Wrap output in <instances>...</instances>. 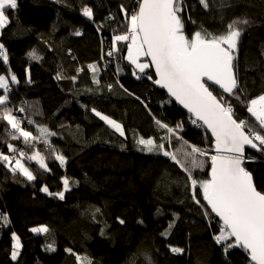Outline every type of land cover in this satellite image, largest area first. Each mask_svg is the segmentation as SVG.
Returning a JSON list of instances; mask_svg holds the SVG:
<instances>
[{
  "label": "trees",
  "instance_id": "1",
  "mask_svg": "<svg viewBox=\"0 0 264 264\" xmlns=\"http://www.w3.org/2000/svg\"><path fill=\"white\" fill-rule=\"evenodd\" d=\"M208 2L205 9L199 0H185L186 34L201 26L219 34L231 21L247 19V25H239L243 31L237 76L248 97L264 93V0ZM121 5L131 10L136 0H17L16 8L5 12L9 20L0 30V44L9 59L3 64L0 58V74H14L19 81L9 84L7 107L34 135L40 125L56 133L49 140L67 162L62 167L42 142L29 148L22 138L12 140L10 127L0 120V152L13 155L9 143L28 155L40 151L50 169L41 171L23 159L37 177L28 181L0 161V214L7 217L5 222L0 216V264H84L77 256L91 264H251L242 248L225 251L215 241L222 223L203 207L202 196H197L199 205L192 199L185 186L187 174L162 152H148L137 143L139 137L153 138L175 151L182 142L173 137L169 147L168 140L161 139L166 130L155 121L170 127L181 124L179 136L208 151L203 170L193 173L208 178L210 156L215 154L209 133L154 85L152 69L145 74L136 70L146 79L133 75L125 43L117 45L120 50L113 56L107 55L112 37L126 23ZM84 7L92 8V19L83 15ZM77 30L81 35L74 34ZM33 50L40 59L29 56ZM90 64L99 69V84L93 83ZM58 73L64 78L57 79ZM210 90L230 99L213 86ZM233 102L237 115L248 118L245 108ZM20 107L25 111H17ZM93 108L121 123L125 136L101 121ZM28 119L35 123L28 124ZM246 151L251 159L245 167L258 191L264 192V152ZM65 177L69 189L63 200L41 191L45 185L52 193L64 191ZM40 226L49 231H31ZM13 233L22 247L15 260ZM174 247L183 251L174 253Z\"/></svg>",
  "mask_w": 264,
  "mask_h": 264
},
{
  "label": "snow or ice",
  "instance_id": "2",
  "mask_svg": "<svg viewBox=\"0 0 264 264\" xmlns=\"http://www.w3.org/2000/svg\"><path fill=\"white\" fill-rule=\"evenodd\" d=\"M199 3L205 9L209 8L208 0H199ZM16 6L17 0H0V29L4 28L9 20L5 12L9 8L15 9ZM186 8L185 0H136V5L131 10L121 5L126 23L120 34L112 37L111 50L107 55L113 56L120 50L117 45L125 43V59L134 66L133 75L139 79L140 75L136 70L145 74L146 69L154 67L157 78L153 82L166 89L175 101L192 114L193 124L204 127L211 133L215 154L210 156V172L207 179H198L193 173L195 170H203L206 161L202 158L209 153L179 136V131H182L181 124L170 127L160 120L155 121L159 128L166 130V137L161 139H167L169 147L173 137L182 142L175 151L167 150L163 142L157 143L153 138L139 137L137 143L148 152H162L187 174L188 183L185 186L191 191L192 199L199 205L201 201L197 196H202L206 202L203 207L210 208L211 213L222 222L214 239L224 246L225 251L242 248L248 254L251 264H264V192L257 190L250 171L245 167L246 161L251 159L245 155L246 147L264 152V93L248 97L241 87L235 64L243 31L239 25H247L249 21L235 19L219 34L211 33L201 26L200 30L189 36L185 32L186 21L183 15ZM82 12L85 17L93 18L91 7H84ZM108 19L114 17L110 16ZM187 19L191 20V17L188 16ZM74 34L79 36L81 32L77 30ZM29 56L32 59H40L35 50L30 52ZM142 57L147 58L146 62H141ZM0 58L3 64L8 63V53L3 44H0ZM88 68L93 73V83L99 84L96 78L98 67L90 64ZM80 71L83 69H78L77 73ZM63 78L61 73L57 74V79ZM147 78L152 80V76ZM71 79L75 82L76 76ZM10 81L11 84L19 83L14 74L10 75ZM212 86H219L222 93L227 94L230 99L222 94L214 95L210 90ZM107 87L111 90L112 85ZM0 89L4 90L3 94H0V120L6 121L10 127L11 139L22 138L29 148H33L35 142H42L53 153L54 159L63 166L66 163L65 156L56 151L49 140L56 133L50 131L47 126L40 125L37 128L38 134L34 135L32 131L22 127L23 119L14 115L13 109L7 107L11 89L8 77L3 74H0ZM233 101L245 108L248 118L237 115ZM17 111L24 112L25 108L20 107ZM92 112L120 136H125L121 123L95 108ZM27 123L31 125L35 121L28 119ZM7 147L13 155L0 152V161L9 167L13 174L19 172L28 181L37 178L22 162L23 159L35 161L40 169L50 171L46 157L40 151H33L28 155L11 143ZM17 154L19 158H16ZM63 186L64 191L56 193L49 192L46 185L41 191L63 200L65 191L69 189L67 177L63 179ZM205 215L208 213L205 212ZM3 219L7 222L6 216H3ZM173 226L174 224H170L169 228ZM31 231L48 232L49 229L40 226ZM12 239V259L15 260L21 244L15 233L12 234ZM171 251L180 253L183 249L174 247ZM76 258L84 264H91L87 257Z\"/></svg>",
  "mask_w": 264,
  "mask_h": 264
},
{
  "label": "water",
  "instance_id": "3",
  "mask_svg": "<svg viewBox=\"0 0 264 264\" xmlns=\"http://www.w3.org/2000/svg\"><path fill=\"white\" fill-rule=\"evenodd\" d=\"M147 59V58H146ZM150 69H152L153 71H154V74H155V70H154V67H151ZM157 77H156V74H155V79H156ZM141 79H146V77L145 76H143L142 78H140V79H138V80H141ZM154 83V82H153ZM209 84H211V82H209ZM154 85L156 86V87H159V88H161L162 90H164L165 91V93H166V95H167V97H169V99L170 100H172L176 105H178V107L179 108H181L183 111H185L187 114H188V116L190 117V118H193L194 119V117L192 116V114L191 113H189L188 112V110L187 109H185L181 104H179L177 101H175V99L174 98H172L169 94H168V92H167V90L166 89H164V88H162V87H160L159 85H156L155 83H154ZM214 88H217L221 93H222V90L221 89H219V86H213ZM215 95V94H214ZM204 128V127H203ZM205 129V128H204ZM208 132V131H207ZM209 133V135L211 136V133L210 132H208ZM212 138V137H211ZM247 149H249V147H246V149H245V155H246V157H247ZM251 175H252V173H251ZM252 179H253V175H252ZM253 183H254V179H253ZM254 185L256 186V184L254 183ZM257 188V187H256ZM258 190V189H257ZM214 214V213H213ZM214 216H215V214H214ZM216 217V216H215ZM216 218H218L219 219V217H216ZM219 221H220V219H219ZM221 222V221H220ZM222 223V222H221Z\"/></svg>",
  "mask_w": 264,
  "mask_h": 264
},
{
  "label": "rangeland",
  "instance_id": "4",
  "mask_svg": "<svg viewBox=\"0 0 264 264\" xmlns=\"http://www.w3.org/2000/svg\"><path fill=\"white\" fill-rule=\"evenodd\" d=\"M1 30V29H0ZM146 58L145 57H142L141 58V62H146ZM133 66V65H132ZM133 68H134V66H133ZM146 70H148V69H146ZM146 70H145V72H146ZM138 71V70H137ZM6 76L8 77V79H9V84H10V75H8V74H6ZM0 90H3V89H0ZM22 162L23 163H25V161L24 160H22ZM38 168H39V166H38V164L35 162V161H32ZM59 162V161H58ZM67 162V161H66ZM47 163V162H46ZM66 164V163H65ZM65 164L62 166V167H64L65 166ZM26 165V164H25ZM27 166V165H26ZM28 167V166H27ZM29 169L31 170V167H29ZM40 169V168H39ZM41 171H44V170H42V169H40ZM55 197H57V198H59L58 196H55ZM60 199V198H59ZM36 233H39V234H45V232H36ZM20 244H21V241H20ZM22 250V247H20V249H19V253H20V251Z\"/></svg>",
  "mask_w": 264,
  "mask_h": 264
},
{
  "label": "built area",
  "instance_id": "5",
  "mask_svg": "<svg viewBox=\"0 0 264 264\" xmlns=\"http://www.w3.org/2000/svg\"><path fill=\"white\" fill-rule=\"evenodd\" d=\"M108 20V19H107Z\"/></svg>",
  "mask_w": 264,
  "mask_h": 264
}]
</instances>
